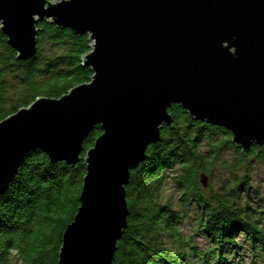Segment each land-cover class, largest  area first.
I'll list each match as a JSON object with an SVG mask.
<instances>
[{
  "label": "water",
  "instance_id": "obj_1",
  "mask_svg": "<svg viewBox=\"0 0 264 264\" xmlns=\"http://www.w3.org/2000/svg\"><path fill=\"white\" fill-rule=\"evenodd\" d=\"M43 21L89 36L81 61L93 75L0 122V195L29 153L73 166L102 130L83 158L56 264H112L127 227L125 186L172 128L173 104L230 132L242 154L264 145V0H0V32L19 60L37 53Z\"/></svg>",
  "mask_w": 264,
  "mask_h": 264
},
{
  "label": "trees",
  "instance_id": "obj_2",
  "mask_svg": "<svg viewBox=\"0 0 264 264\" xmlns=\"http://www.w3.org/2000/svg\"><path fill=\"white\" fill-rule=\"evenodd\" d=\"M37 28V53L27 61L16 58L0 32V122L37 98L66 95L93 75L81 61L91 50L88 35L48 21ZM168 110L172 128H161L160 141L150 145L147 159L125 186L129 215L112 264H190V257L193 264H227L230 250L241 246L237 234L249 247L250 264H264V208L240 203L248 197L249 177L232 176L231 185L218 193H205L199 182L201 173L210 174L207 165L219 162L224 151L236 156L231 165L223 162L233 173L249 158L264 164V145H252L242 154L224 128L194 121L176 104ZM101 133L100 125L91 131L76 165L52 163L39 150L23 159L9 189L0 195V264L10 262L13 253L20 264L57 263L63 230L79 207L83 158ZM170 180L179 194L176 205L163 198ZM192 205L195 233L211 244L210 251L198 253L181 232Z\"/></svg>",
  "mask_w": 264,
  "mask_h": 264
},
{
  "label": "rangeland",
  "instance_id": "obj_3",
  "mask_svg": "<svg viewBox=\"0 0 264 264\" xmlns=\"http://www.w3.org/2000/svg\"><path fill=\"white\" fill-rule=\"evenodd\" d=\"M203 152L207 151V147L203 146L202 148ZM234 152L228 150L224 151L221 154L220 161L214 164L207 165L209 169V176H206L207 182L206 187L201 188L205 190V193H209V191L213 190L215 193H218L222 190V186H230L232 181V176L242 177L247 175L249 177V191L247 192L248 197H243L241 199L243 206L244 203H250L253 207L256 208H264V164L261 163L257 159H248L244 164H242L241 167H239L236 171H231V168L225 167L223 162H226L228 165H231L233 162V159L235 158ZM179 196L178 192L175 190V185L172 180H170L165 187L164 190V201L170 200L173 202V204L176 205V198ZM178 208V205H177ZM194 208L193 205L190 207L185 214L187 216V219L182 222L181 224V232L183 234V237L189 241V245L193 246L197 249L198 253H202L203 251H210L212 249L211 244L207 243L202 237H200L198 234L195 233L194 228L195 222H194ZM196 229V228H195ZM243 236L237 234L236 240L241 244V246L238 244L240 248L236 251L235 249H231L229 255H227V264H250L252 261L249 247L244 244ZM250 246L251 244L248 243ZM214 252H217L216 250H213ZM16 253H13L14 258L6 264H20V257L15 255ZM189 263L193 264L195 260H192L190 257V260H188ZM259 264V261H258Z\"/></svg>",
  "mask_w": 264,
  "mask_h": 264
},
{
  "label": "clouds",
  "instance_id": "obj_4",
  "mask_svg": "<svg viewBox=\"0 0 264 264\" xmlns=\"http://www.w3.org/2000/svg\"><path fill=\"white\" fill-rule=\"evenodd\" d=\"M237 251V250H236Z\"/></svg>",
  "mask_w": 264,
  "mask_h": 264
}]
</instances>
